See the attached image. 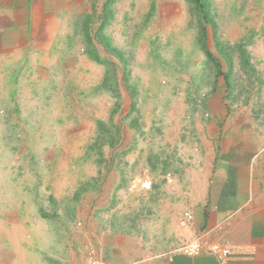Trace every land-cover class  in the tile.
Instances as JSON below:
<instances>
[{
  "label": "rangeland",
  "instance_id": "rangeland-1",
  "mask_svg": "<svg viewBox=\"0 0 264 264\" xmlns=\"http://www.w3.org/2000/svg\"><path fill=\"white\" fill-rule=\"evenodd\" d=\"M106 8L75 44L72 76L61 44L41 84L0 68V264H92L87 247L108 229L161 243L144 185L166 167L154 137L167 119L188 106L204 120L218 98L264 127V0Z\"/></svg>",
  "mask_w": 264,
  "mask_h": 264
},
{
  "label": "crops",
  "instance_id": "crops-1",
  "mask_svg": "<svg viewBox=\"0 0 264 264\" xmlns=\"http://www.w3.org/2000/svg\"><path fill=\"white\" fill-rule=\"evenodd\" d=\"M106 4L0 0L1 70L28 74L41 84L50 74L45 68L55 58V44H61L71 47L65 66L72 76L75 44L95 13L99 21L106 12ZM87 61L82 66L88 68ZM205 105L210 117L200 119L197 110L185 106L187 114L175 111L154 137L161 141L166 167L163 175L147 169L151 174L144 186L149 191L145 200L153 201L152 217L165 221L157 232L161 243L145 242L138 230H103L90 245L94 264H220L207 252H174L193 240L227 247L225 264H264V127L249 115L228 113L218 98ZM185 213L193 215L187 225L181 223Z\"/></svg>",
  "mask_w": 264,
  "mask_h": 264
},
{
  "label": "built area",
  "instance_id": "built-area-1",
  "mask_svg": "<svg viewBox=\"0 0 264 264\" xmlns=\"http://www.w3.org/2000/svg\"><path fill=\"white\" fill-rule=\"evenodd\" d=\"M206 117H210V114L207 113ZM193 220V215L190 213H185L182 219V224L187 225L189 222ZM90 253V260L91 263H95V254L94 249L92 246L87 247ZM174 252H180L187 256H196L202 252H207L218 259L220 264H225L228 257H229V249L220 243H209L203 242L200 240H193L184 245H182L179 249L175 250Z\"/></svg>",
  "mask_w": 264,
  "mask_h": 264
},
{
  "label": "trees",
  "instance_id": "trees-1",
  "mask_svg": "<svg viewBox=\"0 0 264 264\" xmlns=\"http://www.w3.org/2000/svg\"><path fill=\"white\" fill-rule=\"evenodd\" d=\"M197 2H198V0H197Z\"/></svg>",
  "mask_w": 264,
  "mask_h": 264
}]
</instances>
